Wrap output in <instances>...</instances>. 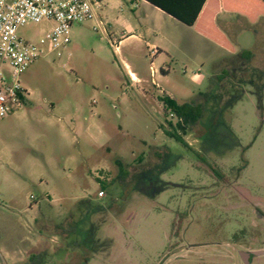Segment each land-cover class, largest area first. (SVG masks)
Masks as SVG:
<instances>
[{
  "label": "rangeland",
  "instance_id": "1",
  "mask_svg": "<svg viewBox=\"0 0 264 264\" xmlns=\"http://www.w3.org/2000/svg\"><path fill=\"white\" fill-rule=\"evenodd\" d=\"M132 9L146 41L173 34L159 88L145 44L116 55L94 22L74 24L66 49L48 46L19 77L25 102L0 119V264H242L238 234L264 204V16H220L232 48ZM53 25L19 35L39 43ZM160 96L201 111L179 131L192 150L164 132L178 118Z\"/></svg>",
  "mask_w": 264,
  "mask_h": 264
},
{
  "label": "built area",
  "instance_id": "2",
  "mask_svg": "<svg viewBox=\"0 0 264 264\" xmlns=\"http://www.w3.org/2000/svg\"><path fill=\"white\" fill-rule=\"evenodd\" d=\"M106 3L107 0H0V119L13 114L25 102L26 90L19 77L46 54L48 46L54 51L66 49L74 24L97 22L95 30L102 28L99 18ZM43 21L54 25L39 43L19 35V29L26 24Z\"/></svg>",
  "mask_w": 264,
  "mask_h": 264
},
{
  "label": "crops",
  "instance_id": "3",
  "mask_svg": "<svg viewBox=\"0 0 264 264\" xmlns=\"http://www.w3.org/2000/svg\"><path fill=\"white\" fill-rule=\"evenodd\" d=\"M108 1L106 3V7L103 10V12L100 15L99 21L102 22V27L106 26L107 34L110 38V42L112 46L115 48V54H122V50L124 45L128 42H137V43H143L145 44V47L148 50V56L151 58V76H152V84H156V86L159 88V82L157 80V76L160 78L166 77L168 74L167 69L164 67L167 61L172 60V49L174 47L173 43V34L172 32L168 31V33L165 35H155L153 40L146 41L145 38L142 37L141 34H139L140 24L139 20H135L134 16L130 13V11H133V7L135 9L141 8L142 6H149L150 8H153L155 11L162 14L161 16L164 19L167 18L169 22H179L183 24L184 26L193 29L194 31H198L197 28H203V33H211L217 36H220L224 39V41L227 43L228 46L232 47L231 42L228 40L225 33L219 28L217 22L223 14H235L231 12H227L224 8V5L221 0H206L205 4L203 5V8L199 14V18L195 24V26H188L178 19L174 18L172 15L168 14L161 8L153 5L152 3L148 2L147 0H117L116 5L114 8H107L108 7ZM188 4V8H196L202 0H185ZM132 7V8H131ZM148 9L145 12H149ZM149 13L145 14V18L149 17ZM238 15V14H235ZM161 16H157L158 19L163 20ZM240 16V15H239ZM95 26L98 24L97 22H94ZM201 31V30H200ZM201 34V33H200ZM168 35V36H167ZM205 36V35H201ZM233 48V47H232ZM155 51L154 54H152V51ZM160 59L161 60V66L160 69L155 68L154 66V60ZM127 67L129 65L127 64ZM152 67L154 69V74H152ZM129 75L131 77V81L137 84H142L147 86V82L145 79H141L135 72L130 71ZM195 79L200 80L202 77L199 73H196L194 76ZM162 97V96H160ZM98 130V127L95 128V131Z\"/></svg>",
  "mask_w": 264,
  "mask_h": 264
},
{
  "label": "trees",
  "instance_id": "4",
  "mask_svg": "<svg viewBox=\"0 0 264 264\" xmlns=\"http://www.w3.org/2000/svg\"><path fill=\"white\" fill-rule=\"evenodd\" d=\"M153 5L161 8L168 14L172 15L174 18L178 19L182 23L188 26H195L199 14L205 4L206 0H202L196 8H188V4L185 0H147ZM224 8L227 12L235 13L240 16H243L250 22L256 21L259 17L264 16V0H221ZM197 30L209 38L215 40L220 45L228 46L223 38L220 36L203 33V28H197ZM201 30V31H200ZM160 100L165 106L166 113L175 115L178 118V122L173 124L171 121H167L168 127L164 126V132L166 135L186 148L191 149L190 145L186 142L184 137L180 134L181 131H186L188 127L192 129L195 125L198 124L201 118V111L193 103H184L179 104L176 100L172 99L169 96H162ZM200 154V153H198ZM117 163L119 166L122 165V161L118 160ZM123 174V173H122ZM102 188L101 192L107 190L109 186L106 181H99ZM37 256L33 257V260Z\"/></svg>",
  "mask_w": 264,
  "mask_h": 264
},
{
  "label": "flooded vegetation",
  "instance_id": "5",
  "mask_svg": "<svg viewBox=\"0 0 264 264\" xmlns=\"http://www.w3.org/2000/svg\"><path fill=\"white\" fill-rule=\"evenodd\" d=\"M252 215L255 216L256 222L249 229L243 227L238 234L237 242L241 247H244L239 251V257L242 264H264V248H254L253 245H246L243 242L246 238L264 242V204L255 203L252 206ZM247 230H251V233H248Z\"/></svg>",
  "mask_w": 264,
  "mask_h": 264
}]
</instances>
